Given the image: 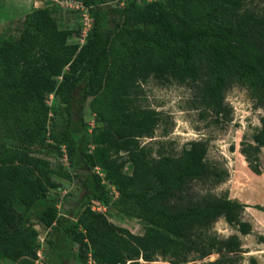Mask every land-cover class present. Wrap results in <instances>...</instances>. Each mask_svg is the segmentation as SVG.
I'll use <instances>...</instances> for the list:
<instances>
[{
  "label": "trees",
  "instance_id": "obj_1",
  "mask_svg": "<svg viewBox=\"0 0 264 264\" xmlns=\"http://www.w3.org/2000/svg\"><path fill=\"white\" fill-rule=\"evenodd\" d=\"M58 1L79 2L89 14L82 44L69 42L81 32L61 28L49 8L24 15L15 35L8 31L0 43V133H12L20 144L0 149V257L36 264L34 226L40 224L57 240L47 239L50 251L68 240L96 264H151L158 257L188 264L191 255L203 260L213 253L217 260L201 264H242L235 256L241 252L238 236L218 239L209 230L222 218L241 235L251 234L252 225L242 220L247 205L212 193L221 174L207 161L206 141L190 142L178 157L160 150L154 157L142 146L141 139L154 137L162 113L141 107L137 98L149 79L189 83L196 89L193 107L218 123L229 121L225 91L237 83L264 109V0L260 9L245 8L254 0H149L133 14L118 7L119 0ZM50 96L57 103L47 107ZM86 106L102 125L100 144L90 153ZM39 141L51 154L67 149L69 170L83 190L75 215L68 205L61 215L57 199L47 197L56 182L49 163L31 154ZM262 149L264 116L240 143L257 176ZM129 164L130 175L123 172ZM92 207L117 219L136 218L145 231L132 234Z\"/></svg>",
  "mask_w": 264,
  "mask_h": 264
},
{
  "label": "rangeland",
  "instance_id": "obj_2",
  "mask_svg": "<svg viewBox=\"0 0 264 264\" xmlns=\"http://www.w3.org/2000/svg\"><path fill=\"white\" fill-rule=\"evenodd\" d=\"M149 0H119L113 2L114 5L123 8L126 14H133L137 9L142 8ZM164 3L165 0H157ZM263 4L260 0L247 1L245 8L260 9ZM37 8H49L53 12L61 28H69L72 31L81 32L84 26L83 12L75 8V3L58 0H0V43L8 38L9 34L15 35L16 22L24 15ZM9 31V34H8ZM79 36L71 37L70 43H79ZM196 89L189 83L178 84L172 82L166 85L158 84L154 79H149L141 83V92L137 98V103L143 108L155 109L162 113V120L156 129L153 138L140 140L141 145L150 149L155 157L160 150L168 156L178 157L183 149L194 141L207 142V161L211 166L218 169L221 174L219 184L212 189V193L223 199L237 200L247 205L242 215V220L252 225V232L243 236L236 229L229 226L224 219H219L209 230L211 236L218 239H225L232 235H237L241 243V252L235 256L242 264H264V212L257 207L264 208V149L260 157L261 175L251 173L247 167L244 157L240 154V143L243 138L250 136L260 127V118L264 116V109L257 105L250 91L237 83H232L225 91V103L230 107L229 121L220 120L214 122V115L206 113L202 108L195 109L193 102ZM90 102V100H88ZM88 102V103H89ZM55 101L52 96L46 99V106L51 107ZM36 112L28 113L33 116ZM206 115V116H203ZM49 118L58 117L50 112ZM83 119L87 125L90 143L87 147L88 153L93 152L96 145L100 144L96 140V135L102 129V125L95 121L94 114L88 106L84 108ZM48 121L45 132V143L48 140L51 123ZM0 149L3 151L10 148L20 147L14 135L0 133ZM31 154L49 163V170L53 172L55 188H49L47 197L57 199L58 212L62 215V208L67 206L75 215L80 209L77 203L78 198L83 195L80 180L69 170L68 162L63 161L61 154H51L39 142L30 146ZM67 154V149H65ZM125 174H131V165H126L123 169ZM197 191L203 193L202 186L197 187ZM71 205V206H70ZM105 214L110 223L128 230L135 235H142L145 231V224L136 219L124 216L117 219L108 215L106 210H95ZM71 218V216H69ZM37 230L36 242L38 244L36 264L50 262L51 264H88L87 257L81 255L76 246H71L68 240H63L59 244L58 252L50 251L48 240L56 238L48 236L47 230L40 224H35ZM219 258V254L213 253L209 257L199 260L195 255L189 257L188 264H201L212 262ZM151 264H171L161 257ZM143 263V262H141ZM0 264H14L12 261L0 257Z\"/></svg>",
  "mask_w": 264,
  "mask_h": 264
},
{
  "label": "built area",
  "instance_id": "obj_3",
  "mask_svg": "<svg viewBox=\"0 0 264 264\" xmlns=\"http://www.w3.org/2000/svg\"><path fill=\"white\" fill-rule=\"evenodd\" d=\"M75 3V8H77L78 10H80L81 12H83V18H84V26L82 27V31H81V38H80V42L83 43L88 31L90 30L91 28V23H92V20L89 16V14L87 13L86 9L83 7L82 4H80L79 2H74ZM65 147L63 146L61 151L63 152V161H66L68 162V155L66 154V151H65ZM69 165V163H68ZM94 172L99 175V177H101L102 179V182L104 183V173L101 171V169L99 167H95L94 168ZM114 191V190H113ZM115 192V191H114ZM93 210H101V209H104V208H101V207H92ZM105 210V209H104ZM87 260H88V264H96L94 262V260L92 259L91 255L88 254L87 255Z\"/></svg>",
  "mask_w": 264,
  "mask_h": 264
},
{
  "label": "crops",
  "instance_id": "obj_4",
  "mask_svg": "<svg viewBox=\"0 0 264 264\" xmlns=\"http://www.w3.org/2000/svg\"><path fill=\"white\" fill-rule=\"evenodd\" d=\"M47 1V0H46ZM64 2V1H63Z\"/></svg>",
  "mask_w": 264,
  "mask_h": 264
}]
</instances>
